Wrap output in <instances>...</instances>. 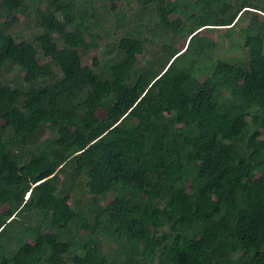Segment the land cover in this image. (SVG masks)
<instances>
[{
    "label": "trees",
    "instance_id": "16d2710c",
    "mask_svg": "<svg viewBox=\"0 0 264 264\" xmlns=\"http://www.w3.org/2000/svg\"><path fill=\"white\" fill-rule=\"evenodd\" d=\"M92 3L0 0V264H264V0Z\"/></svg>",
    "mask_w": 264,
    "mask_h": 264
},
{
    "label": "rangeland",
    "instance_id": "374dc122",
    "mask_svg": "<svg viewBox=\"0 0 264 264\" xmlns=\"http://www.w3.org/2000/svg\"><path fill=\"white\" fill-rule=\"evenodd\" d=\"M78 3H80V6L82 5V7L89 9V11H91V0H77ZM108 0H94V3H92V6H94L95 9L97 10H103L104 6L107 4ZM82 3V4H81ZM137 6V0H133V7ZM93 12V11H92ZM121 13H118L116 17V19H118L120 17ZM257 15L261 18L264 19V13L263 12H257ZM110 21L108 22V25H114L116 20H115V15H111L110 16ZM250 20V16H248V19H246L245 21L242 22V24H246L248 21ZM18 29L21 31V34L23 35L24 38H29L32 37L35 33H40L41 32V28L40 27H36L34 25V23L32 22L31 25L29 24V22L27 23H22L19 24ZM93 32L97 33L98 29L96 27L93 28ZM201 33L203 35L209 36V38H211L212 40L216 41L217 43H219L220 46H224L225 44V40L220 36V34H224L225 30L223 29H217V30H208L207 28H203ZM172 33L169 32V35L166 36L165 41L169 42L170 44H173L176 48H179L181 45L185 44V42L183 43L182 39L179 36H175L172 38ZM102 47H103V42L101 43ZM102 48L100 50H87L83 52V64L84 65H89L90 64V57L99 54V56L102 58L103 54H102ZM155 51H158V49H155ZM213 52H218L219 54L225 56V49L224 48H220V49H215L214 51L211 52V54ZM235 56H241L242 53L240 52H236L234 53ZM203 62H207L209 61V57H202L201 59ZM206 72V71H204ZM20 71L19 69L16 67L13 71L5 73L4 76H2L3 78L6 77L7 79H14L15 77H20ZM46 136H52L50 135V133L48 132L46 134ZM84 182L82 183V186L79 188L78 193L79 195H76V199L77 197H81L84 194L86 195V198H88V192L86 190V188L84 187ZM110 198L112 199V196H109L108 199L110 200ZM108 199L104 200V203H107ZM76 202V200H75ZM85 202V199L83 200V202L81 201V203L83 204ZM166 229V228H165Z\"/></svg>",
    "mask_w": 264,
    "mask_h": 264
}]
</instances>
